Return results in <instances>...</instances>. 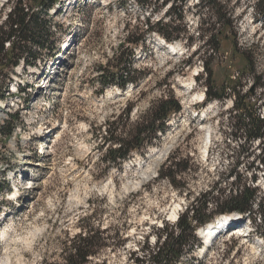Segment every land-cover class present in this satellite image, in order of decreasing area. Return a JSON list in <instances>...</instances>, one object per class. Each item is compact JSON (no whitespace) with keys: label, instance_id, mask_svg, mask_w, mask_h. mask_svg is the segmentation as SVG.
<instances>
[{"label":"rangeland","instance_id":"1","mask_svg":"<svg viewBox=\"0 0 264 264\" xmlns=\"http://www.w3.org/2000/svg\"><path fill=\"white\" fill-rule=\"evenodd\" d=\"M118 1L63 0L62 14L50 13L52 40L60 50L57 57L46 59L39 72L23 70L19 64L10 75L11 84L27 87L25 95L11 94L9 88L10 95L0 101V124L6 113H19L22 120L8 139L0 138V264H62L64 243L82 226L108 237L95 242L98 254L87 264H136L134 258L154 248L157 231L175 223L170 217L175 207L179 216L214 184L228 190L232 177H226L240 149L235 171L246 183L256 177L252 187L264 205V144L230 135L232 96L221 102L201 100L206 78L202 58L217 86L236 78L238 90L251 101L264 97V15L253 9L258 0H217L229 12L219 13L229 19L230 27L222 28L213 12L200 9L198 0H189L172 14L182 17L176 22L183 34L172 43L175 52L150 34L135 52L134 66L141 74L137 85L125 90L112 87L96 95L95 67L104 65L117 49L126 23L128 31L136 33L138 26L144 29L148 16L133 2L121 7ZM14 2L0 0V21ZM166 8L150 22H166ZM200 29L219 33L217 53L204 54L207 47ZM164 95L181 106L165 133L158 134L143 154L133 153L120 168L110 167L104 173L98 148L105 123L115 121L127 107L129 119L123 116L120 124L127 123L129 129ZM26 97L30 98L24 103ZM257 113L264 117V107ZM175 154L191 169L176 178L188 190L187 197L168 180L157 179L161 165ZM262 220L257 219L255 227L243 220L234 234L219 235L204 253L196 249L191 255L195 262L181 264H264V216ZM243 227L254 232L246 237L240 232Z\"/></svg>","mask_w":264,"mask_h":264},{"label":"trees","instance_id":"2","mask_svg":"<svg viewBox=\"0 0 264 264\" xmlns=\"http://www.w3.org/2000/svg\"><path fill=\"white\" fill-rule=\"evenodd\" d=\"M63 0H16L9 12L0 21V101L6 98L9 86L12 82L10 75L22 64V69L33 68L39 61L53 59L59 52V44L53 39L55 32L52 31L51 11L56 17L62 14L60 7ZM189 0H119L118 5L124 7L127 3L133 2L136 9L147 11L148 16L144 22V29L139 26L136 33L128 31V24L124 26L125 34L117 45L110 58L104 65L96 68L94 78L99 86L95 91L96 95L104 94L108 88L125 90L128 85L136 86L140 72L135 69V52L138 47L145 45L150 34H156L166 44L179 41L183 31L179 30L177 24L182 17H174L176 9H183ZM200 9L214 13L216 23L222 27H230L225 19L229 14L226 12V4L221 5L217 0H198ZM166 8L168 20L162 19L152 23L151 18L161 9ZM257 14L264 15V2L258 0L253 4ZM220 11L226 15L221 17ZM223 12V13H224ZM176 22H179L176 24ZM205 24L201 21V26ZM203 39V46L207 47L204 54L211 51L217 53L220 48V41L216 35H212L208 29H200ZM199 35V34H198ZM161 39V40H162ZM217 39V40H216ZM203 54V55H204ZM249 63V61L247 62ZM188 64V62L186 63ZM204 80V102L222 101L227 97H233L232 106L229 110L231 136L242 138L245 142L258 141L264 144V117H260L257 109L264 107V97L261 100L251 101L250 96L242 93L239 89L238 79L230 84L217 86L212 81V70L202 58ZM249 70L254 72L253 64L250 63ZM19 94L25 95V89L17 84ZM29 96V95H28ZM30 97L24 98V103ZM260 104L258 105V103ZM54 105V102H52ZM181 106L171 95H164L151 103L149 108L141 114L127 129V123H121L123 116L129 119L130 108H125L123 113L115 121H107L102 131L100 147L98 151L103 152L100 162L104 165V173L110 167L120 168L124 161L133 153L143 154V150L150 146L153 140H158V134H164L167 123L172 115L179 113ZM120 119V121H118ZM15 124L22 125L19 113H6L4 121L0 124V138L8 139L14 132ZM94 130L95 139L98 134ZM100 135V133H99ZM237 160L231 168L226 179L232 177L231 183L226 188H218L217 184L199 193L198 196L186 206L172 226L165 225L157 231L156 243L153 249L145 250L141 258H134L136 264H181L184 261H194L191 256L196 249L201 247L200 240L195 232L199 228H205L207 224L213 223L217 216L227 217L228 215L240 214L255 227L256 220L262 222L264 216V205L257 196V188L252 187L256 177L252 176L250 183L244 182L237 171L240 165ZM264 152V146L262 148ZM37 154V152H35ZM172 159V160H171ZM178 154L167 159L158 170L157 179L168 180L172 186L188 196V190L180 184L176 178H181L190 167L181 165ZM169 163V164H168ZM264 164V161H263ZM246 171L249 170L246 164ZM1 189V187H0ZM236 213V214H233ZM239 217V216H238ZM218 218V217H217ZM242 223V222H241ZM205 226V227H204ZM102 232L91 226H82L81 232L73 238L67 239L64 243L62 264H87V259L98 254V247L95 242L108 239L102 238ZM97 248V249H94ZM189 258L188 260H185ZM47 264V263H42Z\"/></svg>","mask_w":264,"mask_h":264},{"label":"bare ground","instance_id":"3","mask_svg":"<svg viewBox=\"0 0 264 264\" xmlns=\"http://www.w3.org/2000/svg\"><path fill=\"white\" fill-rule=\"evenodd\" d=\"M165 46H169L172 51L176 47L173 44H166V43H165ZM178 214H179L178 208L175 207L173 209L170 217L171 218L176 217V216H178ZM237 217L238 216H236V215H228L227 217L221 216V217L216 218L213 223L208 224L205 228L198 229L199 232L203 234V236L201 238H203L205 240L202 243V247L200 248V250L198 249V253H201L202 254V253L205 252V248L207 247L205 244L207 242V238L209 237L208 235H211L212 233H216V232H223V230H225V229H231V228H233L232 227L233 221ZM237 226H235V229L237 228ZM234 230L232 229L233 233L235 232Z\"/></svg>","mask_w":264,"mask_h":264}]
</instances>
